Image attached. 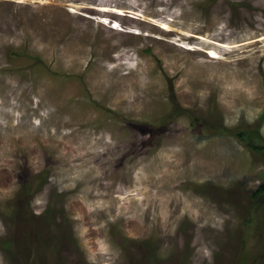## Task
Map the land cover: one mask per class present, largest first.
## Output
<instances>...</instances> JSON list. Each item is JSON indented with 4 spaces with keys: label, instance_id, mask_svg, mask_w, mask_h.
<instances>
[{
    "label": "rangeland",
    "instance_id": "obj_1",
    "mask_svg": "<svg viewBox=\"0 0 264 264\" xmlns=\"http://www.w3.org/2000/svg\"><path fill=\"white\" fill-rule=\"evenodd\" d=\"M264 0H0V264H264Z\"/></svg>",
    "mask_w": 264,
    "mask_h": 264
},
{
    "label": "trees",
    "instance_id": "obj_2",
    "mask_svg": "<svg viewBox=\"0 0 264 264\" xmlns=\"http://www.w3.org/2000/svg\"><path fill=\"white\" fill-rule=\"evenodd\" d=\"M237 136L240 137L242 140L246 141L247 146L250 147L252 150H256V151L264 150V144L261 145L256 144L254 142L253 137H251L248 133L237 132ZM252 196L254 199L264 196V182L259 184V186L254 190Z\"/></svg>",
    "mask_w": 264,
    "mask_h": 264
}]
</instances>
